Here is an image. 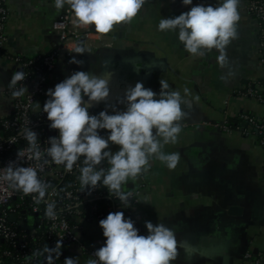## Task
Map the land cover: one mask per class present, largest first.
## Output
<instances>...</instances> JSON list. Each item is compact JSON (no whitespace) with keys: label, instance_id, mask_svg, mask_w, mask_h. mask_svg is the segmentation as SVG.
<instances>
[{"label":"crops","instance_id":"crops-1","mask_svg":"<svg viewBox=\"0 0 264 264\" xmlns=\"http://www.w3.org/2000/svg\"><path fill=\"white\" fill-rule=\"evenodd\" d=\"M246 1L240 0L237 37L224 50L223 64L217 49L205 51L203 56L189 54L178 39V29H158L163 18H174L196 5L215 7L222 0H192L191 5H184L182 0H147L130 24L114 26L110 33L101 34L96 49L78 54L76 59L83 65L69 63L72 58L60 59L49 77L47 88L54 89L76 71L105 79L110 73L108 99L91 102L98 110L107 104L126 110V105L118 101L137 82L159 94L160 79L188 102L182 105L188 115L180 121L182 131L176 143L162 149L166 154L179 155L176 167L169 168L153 157L143 177L133 180L134 185L143 183L134 206L143 235L148 234L145 221L162 223L175 233L179 255L172 264H252L243 257L255 248L257 255L264 257V149L253 135L223 127L230 116L263 108L255 97L236 92L263 76L259 55L264 52V37L260 22L245 7ZM8 3V51L29 57L49 52L59 44L53 23L70 6L57 10L54 0ZM13 67L0 54V116L12 111V100L1 91L9 85ZM84 99L87 102V97ZM109 150L116 152L119 146L109 143ZM229 205L239 211L229 214ZM81 241L62 247L66 254L55 264H64L66 257H78L79 264H87L84 246L98 250L106 241L99 223L85 224Z\"/></svg>","mask_w":264,"mask_h":264},{"label":"clouds","instance_id":"clouds-1","mask_svg":"<svg viewBox=\"0 0 264 264\" xmlns=\"http://www.w3.org/2000/svg\"><path fill=\"white\" fill-rule=\"evenodd\" d=\"M147 0H54V7L61 10L70 6L77 23L83 26L94 25L95 31L106 35L114 26L130 24L140 13ZM184 5H191L192 0H182ZM240 0H222L217 6L196 5L190 11L174 18L160 20V31L179 30L178 39L186 52L203 56L213 48L220 51L218 60H226L225 49L232 39L237 37V23L240 20ZM86 49L77 47L75 53L83 55ZM69 63L83 65L82 60L73 57ZM109 79L91 75L86 71H76L62 82L48 89L50 97L43 105V112L51 122L49 127L59 131V138L50 137L47 156L57 165H64L70 172L83 156L80 168V183L85 189L106 187L109 196L129 204L132 192L122 191V186L129 180H135L149 167L150 159L155 157L169 168H175L179 162L177 153L166 154L163 147L176 143L182 131L180 121L188 115L182 108L188 102L178 90H169L170 85L164 79L159 80L160 92L145 88L142 82L129 87L118 103L126 105V110L119 111L107 104L98 115L89 112L91 102L100 103L110 95ZM26 78L23 71L13 73L9 88H15L18 82ZM28 91L26 87L12 92L13 98L21 97ZM187 93V89L184 90ZM157 95L159 98L157 99ZM87 97V102L85 101ZM190 106V105H189ZM37 107H40L37 103ZM111 108L114 114L108 113ZM110 132L107 138L98 130ZM22 137L29 144L30 158L40 161L42 152L37 144V133L29 128L22 131ZM15 138H13L14 140ZM13 142V141H10ZM109 143L118 145L119 150H109ZM20 156L21 153L19 152ZM107 161L105 169L99 167ZM48 161L45 159L44 164ZM42 170L43 165L38 164ZM0 180L24 194H38L36 202L44 200L50 184L38 178L37 168L17 166L10 162L4 168ZM102 182V184H101ZM54 202L47 203L45 215L55 219L57 213ZM106 238L105 244L95 251L94 257L87 264H172L178 258L179 251L175 233L162 223L153 225L145 221L148 234L140 235L134 221L126 219L122 211L110 212L99 221ZM78 238L77 236L74 239ZM62 239L55 247L44 246L46 264H55L61 255ZM64 264H79L78 257H66Z\"/></svg>","mask_w":264,"mask_h":264},{"label":"built area","instance_id":"built-area-1","mask_svg":"<svg viewBox=\"0 0 264 264\" xmlns=\"http://www.w3.org/2000/svg\"><path fill=\"white\" fill-rule=\"evenodd\" d=\"M245 7L250 15L260 22L261 35L264 37V0H247ZM9 16L8 0H0V54L14 64V72L18 67H22L26 78L18 82L15 88H9L8 85L1 91V95L12 100V111L8 115L0 116V176L4 174V168L10 162H14L17 166L37 168L38 178L51 187L44 200L37 203L38 194L26 195L22 191L10 188L8 182L0 180V264H42V255H34L41 251L38 245L32 244L33 239L44 238L50 248L55 247L57 240L61 239L63 247L81 243L84 225L90 222L99 223L110 212L122 211L126 219L130 218L134 221L135 227L142 229L134 212V206L142 193V182L135 184L134 187L122 188L125 193L132 192L129 204L121 202L114 193L113 197H110L107 188L103 186H98L89 194V188L84 189L79 179L83 156L68 172L64 165L53 162L46 152L50 147L49 138H59V131L49 127L51 122L47 119V113L43 112V105L48 100L46 93L50 74L60 59L77 58L75 49L78 46L84 47L88 53L92 52L98 47L97 41L102 35L94 31L91 25L78 24L73 11L68 8L53 23V29L59 35V44L49 52L26 57L7 50ZM2 50L5 53L1 52ZM259 59L263 71L262 79L257 83L249 82L236 89V92L243 96L255 97L263 108L260 112L238 113L242 124L236 130L245 135H253L264 149V52L261 51ZM22 87H26L28 91L21 97L13 98L12 92ZM40 99H42L40 107H37ZM104 110H98L93 106L89 108L92 115H98ZM108 113L114 114L109 110ZM227 119L223 122V127L231 131L233 129L228 126ZM25 128L37 133V144L42 152L40 161L30 158L28 152L30 146L22 137ZM98 131L104 138L110 134L106 129ZM45 159L48 161L47 164H44ZM38 164L43 165L42 170L37 167ZM99 167L107 169L110 165L104 161ZM142 177L143 173L137 178ZM49 202L56 205L55 219H49L45 215ZM12 215H15V221L11 220ZM30 215L33 216L32 223ZM77 234L78 238L74 239ZM4 242L5 245L2 246ZM84 250L88 259H97L94 257L97 250L95 247L84 246ZM243 259L253 264H264V257L255 256L251 251H247Z\"/></svg>","mask_w":264,"mask_h":264},{"label":"trees","instance_id":"trees-1","mask_svg":"<svg viewBox=\"0 0 264 264\" xmlns=\"http://www.w3.org/2000/svg\"><path fill=\"white\" fill-rule=\"evenodd\" d=\"M1 52L5 53L4 50H2ZM227 124H228V126L231 129L236 130V129H239L241 127V124L242 123H241V120H240L239 116L238 115H235V116L228 117ZM136 228L139 230V233L138 234L143 235V228L142 229H139L138 227H136ZM18 229H20V228H18ZM32 244L33 245H35V244L38 245V247L40 248V251L41 252H43L44 246L45 245H48V243L45 242L44 238L33 239L32 240ZM3 245H5V242L2 244V246ZM45 256H46V254L45 255H42V264H46Z\"/></svg>","mask_w":264,"mask_h":264},{"label":"water","instance_id":"water-1","mask_svg":"<svg viewBox=\"0 0 264 264\" xmlns=\"http://www.w3.org/2000/svg\"><path fill=\"white\" fill-rule=\"evenodd\" d=\"M82 41H84V40H82ZM86 52V51H85ZM88 53V52H87ZM16 71H23V68L22 67H18L17 69H15V72ZM112 85V81H110L109 80V88H110V86ZM135 185H134V183H133V180L132 181H129L127 184H125V185H123L122 186V188H127V187H134ZM233 206V205H232ZM231 205H229L228 207H227V211H228V213L229 214H233V211L235 210V211H239V209H234L233 210V208H235L234 206L232 207ZM240 206H242V205H240ZM243 207V206H242ZM237 208H239V207H237ZM241 209V208H240ZM237 213V212H236ZM240 213V212H239ZM235 214V213H234ZM244 216H247V213H246V211H245V213H244ZM15 219H16V217H15V215H12L11 216V220L12 221H15ZM239 219H241L242 220V218H240L239 217ZM231 220H233V218H231ZM234 221V220H233ZM255 251L253 252L254 253V255L256 256L257 255V251H258V248L256 249H254ZM66 253H65V251L64 250H61V255H65ZM222 254H224V253H222ZM60 255V256H61ZM223 256H225L224 258L225 259H227L228 257V255H223ZM244 261H247V260H244ZM253 264V263H252Z\"/></svg>","mask_w":264,"mask_h":264},{"label":"rangeland","instance_id":"rangeland-1","mask_svg":"<svg viewBox=\"0 0 264 264\" xmlns=\"http://www.w3.org/2000/svg\"><path fill=\"white\" fill-rule=\"evenodd\" d=\"M29 219H30V223H32L33 222V216L30 215Z\"/></svg>","mask_w":264,"mask_h":264}]
</instances>
